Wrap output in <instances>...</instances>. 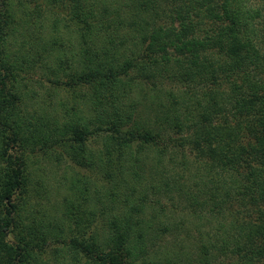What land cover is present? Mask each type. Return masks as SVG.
Masks as SVG:
<instances>
[{
    "label": "trees",
    "instance_id": "trees-1",
    "mask_svg": "<svg viewBox=\"0 0 264 264\" xmlns=\"http://www.w3.org/2000/svg\"><path fill=\"white\" fill-rule=\"evenodd\" d=\"M0 264H264V0H0Z\"/></svg>",
    "mask_w": 264,
    "mask_h": 264
},
{
    "label": "rangeland",
    "instance_id": "rangeland-1",
    "mask_svg": "<svg viewBox=\"0 0 264 264\" xmlns=\"http://www.w3.org/2000/svg\"><path fill=\"white\" fill-rule=\"evenodd\" d=\"M44 3V2H42ZM45 10H47L50 14V21L48 20L46 22L48 28L47 32H51L50 25H52V20L58 19L62 24L66 23L68 15H67V9L66 7H63L61 5L57 4H50L49 2H45ZM52 13V14H51ZM63 46L62 50H58L56 54L60 57V54L64 53L65 50H67V47L69 46L68 49V56L67 58L70 59L72 56L71 51L76 48V40L72 37V35L68 32L63 33ZM70 50V51H69ZM62 59H66L62 57ZM66 62V61H65ZM37 70L34 71L38 75V77L41 76L42 70L36 68ZM33 73V72H31ZM26 73H22V75H25ZM22 78V77H21ZM31 85H34L31 83ZM64 95L69 97L68 93H63ZM46 163H38L37 166H34L35 170L32 171V175L34 178V181L31 183V186L29 187V193L27 194V199L29 200V203L34 205V209H39V217H43V213L46 212L47 216L49 217L48 220L53 221L55 217L58 215L56 214L55 207L60 204V201L63 199L65 196V190L61 188L59 182L63 180L64 176V168L62 167H56L55 168H49ZM77 171L81 175H85L88 177H91L94 180H97L96 176L92 175L90 172L78 168ZM40 174H42L43 179L40 177ZM45 185L46 187H42L41 185ZM155 199V197H153ZM46 215V214H45ZM190 219V218H189ZM179 223V222H178ZM195 223L194 220L190 219L188 222L189 224ZM102 224V222H99V226ZM17 233L18 231L14 234H11L9 237V240L16 241L17 240ZM197 235L194 230L192 231V236ZM47 259H52L53 258V252L50 250L47 255H45Z\"/></svg>",
    "mask_w": 264,
    "mask_h": 264
}]
</instances>
